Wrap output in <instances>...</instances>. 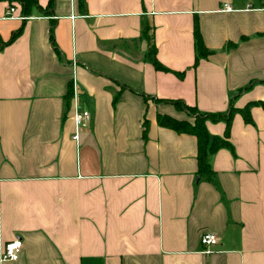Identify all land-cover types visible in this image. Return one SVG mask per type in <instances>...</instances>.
Instances as JSON below:
<instances>
[{
  "label": "crops",
  "instance_id": "obj_1",
  "mask_svg": "<svg viewBox=\"0 0 264 264\" xmlns=\"http://www.w3.org/2000/svg\"><path fill=\"white\" fill-rule=\"evenodd\" d=\"M37 1L22 21L0 0V247L22 242L0 264H264V0ZM171 100L236 110L209 175L194 135L157 124L192 123Z\"/></svg>",
  "mask_w": 264,
  "mask_h": 264
},
{
  "label": "trees",
  "instance_id": "obj_2",
  "mask_svg": "<svg viewBox=\"0 0 264 264\" xmlns=\"http://www.w3.org/2000/svg\"><path fill=\"white\" fill-rule=\"evenodd\" d=\"M10 2H13V0H8ZM17 1L20 4L21 7V13L22 15L28 16L29 11L31 8L35 7L38 10L41 8L39 7L38 1L37 0H14ZM53 5V0L49 2V7H52ZM79 5L82 7L84 5V0H79ZM195 24V23H194ZM20 31L14 32L12 39L15 38V36L19 33ZM193 39H194V52L196 53L195 57V63L200 58H205L209 54V51L207 48L204 46L203 40L200 36L199 28L198 25L195 24L194 26V32H193ZM0 47H1V40H0ZM152 65L154 66L155 69L158 70H167L161 64L155 59H151ZM172 105H174L177 109L183 110L187 112L188 116L191 117L193 116V121L192 123L186 121V120H177L167 114H158L157 115V124L160 127H167L170 129H173L176 132H183L187 133L190 135H194L196 137L197 141V147H198V170L199 174L201 175H209L211 170L208 165V159H209V154L213 153L217 149L220 148H231L230 142L227 140L228 135H229V130H230V118L233 113L236 112V110L230 106L228 113L227 114H201L199 113L194 107H189L185 105L182 101L177 100H171L169 101ZM259 106H261L262 109H264V102L259 101L257 102ZM249 106L246 105L244 109H242V116L246 122H250V115H249ZM193 113V115H192ZM210 119L212 121H219V120H224L226 129L224 131L223 137H209V135L206 132L205 126H204V121Z\"/></svg>",
  "mask_w": 264,
  "mask_h": 264
},
{
  "label": "built area",
  "instance_id": "obj_3",
  "mask_svg": "<svg viewBox=\"0 0 264 264\" xmlns=\"http://www.w3.org/2000/svg\"><path fill=\"white\" fill-rule=\"evenodd\" d=\"M221 9L229 11L231 8H229V6L227 5H224ZM15 11H16L15 6L14 7L10 6L5 11L4 16L8 18H14L16 17L14 15ZM17 18H19L22 21H25L28 20L30 16L19 14ZM76 95L77 94L75 91L72 97V101H73L72 116L74 122V130H75L72 139L74 141H77L79 139L80 128L86 126L91 120L90 113L79 104V102L76 99ZM217 241H218L217 236L213 232L204 231L199 236V243H201L202 246L204 247V249L202 250L204 254H209L211 251V247L217 244ZM21 245L22 242L18 238L3 243L0 247L1 250L0 262L7 260L16 261L19 258L21 252Z\"/></svg>",
  "mask_w": 264,
  "mask_h": 264
},
{
  "label": "rangeland",
  "instance_id": "obj_4",
  "mask_svg": "<svg viewBox=\"0 0 264 264\" xmlns=\"http://www.w3.org/2000/svg\"><path fill=\"white\" fill-rule=\"evenodd\" d=\"M192 115H193V113H192ZM190 118H193V116H191Z\"/></svg>",
  "mask_w": 264,
  "mask_h": 264
},
{
  "label": "water",
  "instance_id": "obj_5",
  "mask_svg": "<svg viewBox=\"0 0 264 264\" xmlns=\"http://www.w3.org/2000/svg\"><path fill=\"white\" fill-rule=\"evenodd\" d=\"M143 47H145L144 44H143ZM143 49H145V48H143Z\"/></svg>",
  "mask_w": 264,
  "mask_h": 264
}]
</instances>
